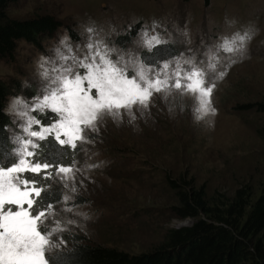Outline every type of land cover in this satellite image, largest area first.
<instances>
[{"label": "rangeland", "instance_id": "1", "mask_svg": "<svg viewBox=\"0 0 264 264\" xmlns=\"http://www.w3.org/2000/svg\"><path fill=\"white\" fill-rule=\"evenodd\" d=\"M8 14L19 19L48 14L62 22L56 33L41 39V47L21 41L12 58L0 59V78L21 84L6 106L16 159L21 141L29 138L22 129L29 118H38L33 107L21 104L12 110V101L20 98L31 105L42 99L45 86L58 78L57 69L83 56L88 26L111 46L128 50L135 48L139 35L125 47L116 43L119 36L137 26L151 30L155 24L156 32L175 44L179 54L187 56L189 49L196 54L206 80L214 85V112L200 111L198 93L173 90L154 94L143 114L134 108L132 116L122 112L119 120L106 116L100 122L97 138L83 144L74 157L82 170L77 179L86 177L84 186L77 185L72 200L62 199L53 208L50 227H56L58 219L57 239L66 242L62 248L68 246L65 235L72 233L89 244L138 254L157 245L169 229L191 225L192 219L174 218L175 190H170L168 180L179 176L193 179L208 195L233 196L246 186L260 194L264 134L258 128L263 119L239 107L264 101V0H18ZM245 33L243 48L235 52L212 48ZM31 139L35 152L39 141ZM53 184L66 194L61 185ZM77 197L87 203L71 206L78 203ZM69 219L76 225H67Z\"/></svg>", "mask_w": 264, "mask_h": 264}, {"label": "snow or ice", "instance_id": "2", "mask_svg": "<svg viewBox=\"0 0 264 264\" xmlns=\"http://www.w3.org/2000/svg\"><path fill=\"white\" fill-rule=\"evenodd\" d=\"M156 27L153 24L151 30L147 27L140 30L141 26H137L132 34H138L139 39L134 41L135 48L128 50L111 46L99 37L94 27H86L88 37L83 56L73 58L71 66L57 69L58 78L45 86V91L40 93L42 99L32 101L31 105L20 98L12 101V110L23 104L36 109L34 116L45 110L50 113L43 121L29 118L22 129L29 138L21 141L18 158L0 166V264H60L58 256L62 253L53 255V252L66 242L57 239L58 219L56 227H50L55 212L47 200L51 189L44 185L53 182L61 185L66 190L63 200L67 202L77 193V185L83 187L86 179L83 175L77 179L82 170L75 158L67 162L36 159V153L31 150L36 144L31 138L51 142L63 147L65 152L83 150V144L97 138L98 126L106 116L119 120L122 112L132 116L134 108L143 114L154 94L173 90L198 93L200 111H215L210 106L214 85L206 80L196 54L189 49L187 56L180 53L159 57L157 53L168 47V40L156 32ZM246 36V33L236 34L212 48L235 52L243 48ZM141 49L146 50L144 56L139 55ZM44 75L47 77L48 73ZM223 75L221 72L220 76ZM72 155L75 156V151ZM67 211L73 209L69 207ZM76 215L88 218L83 212ZM66 223L76 225V220L69 219ZM79 227L83 231V225Z\"/></svg>", "mask_w": 264, "mask_h": 264}, {"label": "trees", "instance_id": "3", "mask_svg": "<svg viewBox=\"0 0 264 264\" xmlns=\"http://www.w3.org/2000/svg\"><path fill=\"white\" fill-rule=\"evenodd\" d=\"M17 2L0 0V59L12 58L21 41L41 47V39L49 38L62 26L61 21L48 14L28 19L10 16L9 8ZM134 30L119 36L116 43L122 47L130 44L137 36L132 34ZM69 32L74 38L73 31ZM145 54L146 50H142L141 56ZM174 54L179 55V48L173 43L157 53L159 57ZM20 89V82L6 83L0 78V166L16 160L8 129L12 123L6 106L12 91ZM242 108L262 116L263 124L258 129L264 134V101L239 107ZM49 113L39 112L37 118L43 121ZM73 151L75 156L79 152L71 149L65 152L63 147L39 141L35 158L67 162L75 157ZM193 182L181 176L174 181L168 180L170 190H175L174 218L192 219L193 223L169 229L157 245L133 254L116 247L86 243L84 237L71 233L65 235L68 246L54 250L53 255L62 253L58 256L60 264H264V182L259 195L246 186L237 189L233 196L208 195L203 187H196ZM44 186L51 189L47 200L54 208L61 203L64 193L54 184ZM77 202H72L71 206H83L87 199L77 197Z\"/></svg>", "mask_w": 264, "mask_h": 264}]
</instances>
